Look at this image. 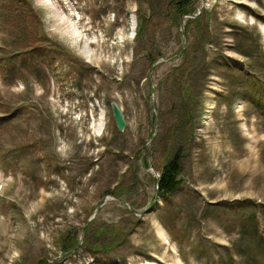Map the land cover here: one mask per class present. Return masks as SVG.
<instances>
[{"label":"rangeland","instance_id":"374dc122","mask_svg":"<svg viewBox=\"0 0 264 264\" xmlns=\"http://www.w3.org/2000/svg\"><path fill=\"white\" fill-rule=\"evenodd\" d=\"M179 1L0 0V264H264V0Z\"/></svg>","mask_w":264,"mask_h":264},{"label":"trees","instance_id":"16d2710c","mask_svg":"<svg viewBox=\"0 0 264 264\" xmlns=\"http://www.w3.org/2000/svg\"><path fill=\"white\" fill-rule=\"evenodd\" d=\"M152 8L154 11L157 10L155 6H153ZM177 11L178 12L184 11V14H185L187 12V9L185 8V5H183V3H179V8ZM143 31H144V25H142V27L139 28L138 33H142ZM13 57H14V54H12L9 58H6L5 61H9L8 63H11V61L14 59ZM179 154H180V151L178 150L176 155L172 159H169V161L166 162V164L163 166L161 173H160V178L158 180V188L160 191V195L165 198L167 196L169 197L171 194H173L175 191H177L180 188L179 176H180V173H182L183 168L180 165ZM208 206L209 207L207 208H211V207L219 206V204L210 203ZM263 208H264V205H263ZM259 216L260 215L257 214L256 210L254 209L251 212V214L249 213L247 215L248 221H245V225L249 224V222H253L254 225H253L252 231L258 239L259 246L262 249H264V232L260 229L262 226L264 227V224L261 223ZM242 230H243L242 231L243 233H246V234L250 233V230L247 229V227H245ZM104 233L105 235L109 234V232H104ZM98 235L100 234L98 233ZM105 235L103 234V236ZM77 244H78V240H76V238L73 239L72 237L66 236L64 238V242L62 245L64 247V251L68 252L72 248L76 247ZM106 244H109V242H106ZM46 261L47 259L39 260L40 264H48V263H45Z\"/></svg>","mask_w":264,"mask_h":264},{"label":"water","instance_id":"95a60500","mask_svg":"<svg viewBox=\"0 0 264 264\" xmlns=\"http://www.w3.org/2000/svg\"><path fill=\"white\" fill-rule=\"evenodd\" d=\"M196 16H197V14H192V17H196ZM111 111H112L113 118L117 124L118 130L123 131L126 127V120H125V116H124L123 111H122L118 102H116V101L111 102ZM157 119H158V114H157V117L155 119V123L157 122ZM158 199H159V195L157 193L155 198L153 199L152 203L156 204ZM146 212H147V209H144L143 211H141L140 216L144 215Z\"/></svg>","mask_w":264,"mask_h":264},{"label":"bare ground","instance_id":"6f19581e","mask_svg":"<svg viewBox=\"0 0 264 264\" xmlns=\"http://www.w3.org/2000/svg\"><path fill=\"white\" fill-rule=\"evenodd\" d=\"M131 23H133V27H134V21ZM96 130L98 131V134L101 135L99 131H102V126L98 127V129H96Z\"/></svg>","mask_w":264,"mask_h":264},{"label":"flooded vegetation","instance_id":"af4514ba","mask_svg":"<svg viewBox=\"0 0 264 264\" xmlns=\"http://www.w3.org/2000/svg\"><path fill=\"white\" fill-rule=\"evenodd\" d=\"M181 2H183V3H184V2H185V0H180V1H179V2H177V3H181ZM38 72H39V71H38ZM37 74L39 75V73H37ZM41 79H43V78H41ZM41 81H42V80H41ZM153 206H154V205H153ZM151 207H152L151 205H150V206H148V208H151ZM148 208H147V209H148Z\"/></svg>","mask_w":264,"mask_h":264}]
</instances>
